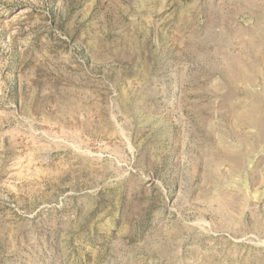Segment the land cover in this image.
Returning a JSON list of instances; mask_svg holds the SVG:
<instances>
[{
  "label": "rangeland",
  "instance_id": "1",
  "mask_svg": "<svg viewBox=\"0 0 264 264\" xmlns=\"http://www.w3.org/2000/svg\"><path fill=\"white\" fill-rule=\"evenodd\" d=\"M0 264H264V0H0Z\"/></svg>",
  "mask_w": 264,
  "mask_h": 264
}]
</instances>
